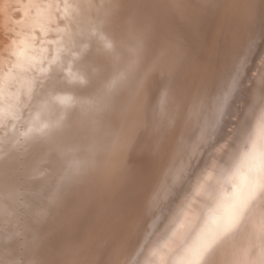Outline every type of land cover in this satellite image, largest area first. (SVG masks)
Here are the masks:
<instances>
[{"label": "bare ground", "instance_id": "bare-ground-1", "mask_svg": "<svg viewBox=\"0 0 264 264\" xmlns=\"http://www.w3.org/2000/svg\"><path fill=\"white\" fill-rule=\"evenodd\" d=\"M21 8L26 12H16ZM67 15L82 22L74 25ZM175 26L187 29L197 56L184 61L168 48L147 66L161 30ZM74 31L83 36L77 54L102 45L112 67L108 78L104 69L92 72L95 91L88 95L73 96L77 89L64 85L67 91L56 92L51 82L46 92L47 74H37L53 67L45 62L59 60L61 46L72 45ZM52 101L58 104L49 107ZM262 110L264 0H0V218L11 220L23 191L39 197L37 184L27 183L42 173L47 154L66 161L61 174L57 163L52 169L57 185L52 172L46 177L53 189L39 190L47 206H67L57 210L59 244L45 258L25 254L20 264H161L162 257L183 264L191 258L187 250L220 232L233 194L243 195L264 163ZM35 131L39 136L24 144L46 155L21 160L16 145ZM13 258L2 264H19ZM262 258L264 201L257 200L207 261L260 264Z\"/></svg>", "mask_w": 264, "mask_h": 264}, {"label": "rangeland", "instance_id": "rangeland-1", "mask_svg": "<svg viewBox=\"0 0 264 264\" xmlns=\"http://www.w3.org/2000/svg\"><path fill=\"white\" fill-rule=\"evenodd\" d=\"M26 10L27 9H25V8H21L20 10H18L16 12L20 13V11H21V13L22 12L25 13ZM76 10L77 9H75L74 12H76ZM35 11L37 12V9ZM60 18H61L62 21L65 19L63 17H60ZM67 18L70 19L69 21L72 22V24H74V25L80 24V23L77 24V22L80 21V20H76L77 21L76 22L75 19L72 16H70V15H67ZM72 19H73V21H72ZM80 22H82V21H80ZM40 29L42 30L43 27H40ZM11 33L15 34L12 31H11ZM74 33H73V35H76L75 31H74ZM77 35L72 40V45H73L74 49H75L76 46H78L77 49L79 48L80 42H78V41L79 40L81 41L83 39L82 34L77 33ZM75 38L76 39L78 38V40H76ZM154 42H155L154 46L149 50V53L147 54L148 55L147 62H146L147 66L149 65V63H151L153 61V59L156 56H160L161 53L166 51V49H168V48L170 50H172L173 54L176 53V52L177 53L179 52V54L182 55V58H183L184 61H187L188 59L189 60H193L194 57L197 56V51L195 49L191 48L192 45H191L190 40H189V35L187 34V29L185 27H182V26H180V27L179 26H175V28L172 27L171 30L170 29L169 30L162 29L161 32H160V35L157 36V38H156V40ZM174 43L179 45V47H177V49H172L175 46ZM51 44H53V43H51ZM74 44H76V45H74ZM72 45L69 48H67V49L65 48V46H61L60 47V49H62L63 53L62 52L60 53L61 55L59 56L60 57L59 60H57V61L51 60L49 62H48L47 59H46L47 61L45 60L46 61L45 63H50L53 67H47L46 68L47 70H40V73L37 74V76L40 77L42 75V73L46 72V74H47L46 75V79H47V81H49V83H47L46 79L43 80L44 85H42L41 89L44 88V90L46 89V92H47L46 84H50V82L52 84V78H53V84H54V86L56 88L54 86H53L54 87L53 88L51 84L48 85V86H49V88H52L53 90L56 89V92H65V91H67V89H69V90H72V93H73V92H76V89H77L78 93H73L72 94L73 96L74 95L78 96L79 94L80 95L81 94L82 95L83 94L84 95H88V93L95 91V89H91L90 88V87H92V84L94 85L96 83L94 81V78H93L94 74L92 72H99L100 69H101V71L99 73L102 74L103 73L102 70L104 69V74H102L103 75L102 77L106 78L109 75V72H107V71H109L110 68H112V67H110L111 65H109V64H107L105 62L104 57L102 56L103 55V47H102V45H99V43H93L91 46L87 45L88 46L87 48L79 50L80 52L83 51L82 53H79V54H77V52H76L77 49L74 50V49L71 48ZM64 50L68 53L69 56L66 55ZM73 51H75L76 53L73 52ZM93 52H94V54H93ZM90 54H92L91 58H90ZM62 55H63L64 58L68 57V58H66V60H64V62L62 60L63 59ZM79 55H80V57H79ZM69 57H71V59H69ZM74 58H75V60H74ZM67 59H69V60H67ZM76 60H78L77 63L79 64V65L77 64V66L75 64ZM89 60H90V62H89ZM91 60L93 62H91ZM59 61H60V64L58 65ZM65 61H66V63L69 62V64H71L70 63L71 61H74V62H72V65H70L71 66L70 67L68 63L67 64L65 63ZM81 61L83 63H84V61H86V62L83 64ZM94 62H96V63H94ZM120 62L121 61H118L116 64H118ZM45 63H43L42 65H45ZM92 63H94L95 66L96 65L99 66L100 64H101V66H99V68H97L98 66H96V67L94 66L93 67ZM56 64L59 67L61 66V68L63 67L61 70H65V65H68L67 66L68 68L66 67V70H65V71H67V73L69 72L68 73L69 77H68V79H66L67 81L65 80V78L68 76L67 73H65L64 71H61L60 69H59L60 70L59 71L58 68H55L56 72L53 69L54 65H55V67H58ZM62 64H63V66H62ZM80 65H81V68L78 67ZM84 65L86 66V68L84 67ZM89 65L90 66L92 65V67L89 68L90 67ZM106 65H107V67H106ZM108 65H109V68H108ZM104 66L106 68H104ZM51 69H52V72L54 71L55 74L51 72V75H49ZM73 69L76 70V73H75V71L72 72ZM79 69H81V70H79ZM95 69L98 70V71H95ZM89 70L91 72H89ZM58 71L60 72V74L57 73ZM77 71H78V73H77ZM61 72L63 73L62 74L63 76L65 74L64 77L60 76ZM56 73H57L58 76L56 75ZM71 73L75 74V76L73 74V78H71L73 81H71V79H70V77H72ZM83 73H84V75H83ZM86 73L87 74L90 73L91 75L88 74L89 76L85 77ZM78 74H80L79 77H77ZM54 75L57 76V77L55 76L56 80L54 78ZM92 75H93V77H92ZM48 76H49V78H48ZM74 77H76V78H74ZM81 77L84 78V80ZM89 77H91L92 81H91V79H90V81H88ZM50 78H51V80H50ZM59 78L62 79V80L64 79L65 81H63L62 83H64V82L66 83L67 82V85H65V83L64 84H62V83L60 84V82L62 80L60 82H58ZM86 78H88V79L86 80ZM55 81H56V83L58 85H56ZM68 83H69V87H68ZM90 83H92V84H90ZM62 85H64L67 89L62 90V87H61ZM59 88H61L60 90H62V91H58ZM89 88L91 89L90 91H89ZM86 90H88V92H86ZM52 102L49 103V107H53L54 105L58 104V103H56L57 101H52ZM21 129H22L21 127L18 128V132H21ZM36 133L37 132L35 131L33 134H31V135H29L27 137L23 136L21 138V140L18 141L16 147L18 146L19 149H20L18 151V155H19V157L21 156V160L29 159L30 156H35L38 153L41 154V152H42L41 149L39 150L40 152L38 151V149L37 150L34 149V151H33V149L30 150L31 149L29 147L30 143H27V145H25L26 142H28V140H30L32 138L31 136H34V137H38L39 136ZM22 144H23V146H22ZM28 144H29V146H28ZM20 146H22V147H20ZM25 147L27 149H25ZM29 150H30L31 153L29 152ZM32 151L35 152V153H33ZM44 153L46 155V152H42V154H44ZM55 154L56 153H54V154L52 153L51 155H49V154L46 155V159L44 160V163L42 162L43 167L44 166L45 167L42 169V166H40L41 167L40 169L43 170L42 173L38 174V177L31 179L32 183H27L28 185H30L29 187L32 188V189L34 188L32 186H34V185L36 186V184H37L38 187L36 186L37 188L35 187V189L38 190V191H36L34 189L33 193H35V195H38L39 197L33 196V194L30 191H23L21 193V195L19 196V200H18V204H17V211L12 213V215L8 216V218H10L11 220L10 221H6V220L0 218V264H2L5 261L6 257L9 256V255L14 257L13 259L15 260V262L19 261V264L20 263H24L25 256H26L25 254L31 253V252H32V254L34 253L36 255L35 257H37V259H39L38 256L41 257V258H45L47 256V254L51 250L55 249L58 246L59 242H58L57 238H58V233L59 232H57L56 227H57V225L60 222H58L56 220L57 219V215H58L57 214V210H59L60 213L61 212L63 213V211H65V207H67V206L57 207L55 203L51 204L50 206H47L45 203H46V201H47V203L49 201L46 198H41L40 197L41 194H39V190H40V192L45 191L44 189H46V191H47L48 186L50 187L49 189L51 190V189H53L51 187H54L55 183L57 185V182H58L57 177L59 178L60 177L59 174H61V172L59 170H62V168H64V166L66 165V163H65L66 161H64V159L59 156L60 154L59 155L58 154L55 155ZM54 157H55V162H54ZM49 159H50V162L48 161ZM58 161H60V162L63 161L62 164H61V167H59L60 163H58ZM51 162H52V165H50L51 167H48L49 163H51ZM63 163H65L64 166H63ZM54 164L57 165V166L55 165L56 170H57V167H58V170H57L58 173L60 172L59 174L57 173L58 174L57 177L55 175L56 172L54 173V170H55ZM47 167H48V169H47ZM53 168H54V170H52ZM63 171H64V169H63ZM63 171H62V173H63ZM52 172L54 173L53 174L54 175L53 178L55 177L53 180L54 181L57 180L55 183L54 182L51 183V181H53L51 178L47 179V177L48 176L50 177V175L52 177V174H51ZM22 178H23V176H22ZM42 178H44V179H42ZM23 179L25 180V178H23ZM22 180H20V181H22ZM39 180L42 181V183L39 182ZM47 180L48 181L50 180V181L46 182ZM43 181H44V183H43ZM42 184H43L44 187H47V188H44L42 186ZM52 184H53V186H52ZM39 185H41V186H39ZM23 186L20 185L21 188H23ZM49 189H48V191H49ZM60 193L61 194L64 193V190L62 189L60 191ZM64 196H65V194H64ZM67 198L69 199L68 200V202H70L69 204H71L74 201V198L73 197L70 198L69 194H68ZM33 202H35L36 204L33 203ZM41 210L43 212H41ZM93 210L94 209L92 207L88 209V212L89 213L91 212L90 216L93 217V219H91L90 221H95L97 219L95 215L94 216L92 215V211ZM90 224H92V223L90 222ZM70 240H72V239H70ZM35 246H36V250H34V251L33 250L32 251L29 250L31 247L33 249ZM61 259H64V257L62 256ZM56 264H58V263H56Z\"/></svg>", "mask_w": 264, "mask_h": 264}, {"label": "snow or ice", "instance_id": "snow-or-ice-1", "mask_svg": "<svg viewBox=\"0 0 264 264\" xmlns=\"http://www.w3.org/2000/svg\"><path fill=\"white\" fill-rule=\"evenodd\" d=\"M179 123V121H176L170 130L176 131ZM258 126L261 134L264 135V110H262ZM177 135H179V132H177ZM262 156H264V153H262ZM208 194L211 195V191H209ZM233 195L235 201L233 204V212L222 226L220 232L211 238L205 239L195 250H187L188 255H190L191 258L183 261V264H208L207 257L217 241L238 227V225L245 219L246 213L255 206L257 200L264 201V163H261L258 168L253 170V174L245 193L240 195L239 192H237ZM161 264H167V261H165L163 257L161 258ZM260 264H264V258L261 259Z\"/></svg>", "mask_w": 264, "mask_h": 264}]
</instances>
